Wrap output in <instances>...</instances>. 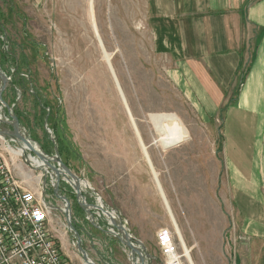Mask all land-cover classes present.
<instances>
[{"label": "rangeland", "instance_id": "1", "mask_svg": "<svg viewBox=\"0 0 264 264\" xmlns=\"http://www.w3.org/2000/svg\"><path fill=\"white\" fill-rule=\"evenodd\" d=\"M148 8V0H0V71L10 82L8 74L15 80L2 98L26 139L48 157L57 153L72 174L100 194L127 232L122 221L127 209L146 218L142 246L149 258L143 255L144 264H163L149 225L158 220V211L159 230L172 232L182 264H231L232 246L226 245V259L215 246L207 253L196 226L198 216H188L193 246L185 245L181 226L170 217V206L211 213L218 208V186L210 178L211 164L201 160L206 147L213 148L201 135L197 109L172 80L171 63L154 53ZM0 114L12 122L1 104ZM0 130L12 128L0 123ZM213 137L215 149L221 135ZM7 139L12 149L20 147L17 140ZM29 154L34 156L27 152L25 159ZM11 155L5 160L17 175L51 181L50 174ZM59 184L70 203L72 224L82 235L83 225L88 227L83 211L62 178ZM198 190L205 197L193 199ZM59 219L50 221L51 233L72 264H84L63 216ZM82 240L94 264H138L137 255L132 260L127 250L120 261L112 257L113 249L107 256L104 247Z\"/></svg>", "mask_w": 264, "mask_h": 264}, {"label": "crops", "instance_id": "2", "mask_svg": "<svg viewBox=\"0 0 264 264\" xmlns=\"http://www.w3.org/2000/svg\"><path fill=\"white\" fill-rule=\"evenodd\" d=\"M148 6L154 53L171 63L172 80L197 109L201 135L213 148L207 146L201 160L211 164L210 178L218 186V208L211 213L170 206V217L181 226L185 245H194L187 225L192 214L198 216L207 253L215 246L226 259L227 245L233 247L234 264H264V0H148ZM218 133L221 141L214 149ZM198 191L193 199L205 197ZM156 214V223L149 224L155 234L161 221L160 211ZM122 221L145 246L146 218L127 209ZM86 224L81 236L89 245L104 247L107 256L113 249L116 260L127 255L118 240ZM99 225L106 228L104 221ZM230 227L233 238L228 240ZM93 257L103 260L96 253Z\"/></svg>", "mask_w": 264, "mask_h": 264}, {"label": "built area", "instance_id": "3", "mask_svg": "<svg viewBox=\"0 0 264 264\" xmlns=\"http://www.w3.org/2000/svg\"><path fill=\"white\" fill-rule=\"evenodd\" d=\"M6 155L11 154L4 144L0 145V264H72L63 254L49 226L52 219L63 216V226L74 236L67 227V219L72 223L73 218L70 203L62 196L59 184L61 178L72 189L71 193L84 213L85 222L109 237L115 238L118 234L111 221L113 219L118 222L117 215L105 206L100 194L88 183V186L79 184L83 198L77 199L74 181L61 170L59 181L53 173L55 177L50 175L51 181L37 176L33 182L17 175L15 168L7 164ZM46 191L53 192V195H47ZM101 221L105 222L106 228L99 225ZM92 243L95 245V242ZM156 244L163 264H182V256L178 253L172 232L160 229L156 233ZM73 245L77 249L76 239Z\"/></svg>", "mask_w": 264, "mask_h": 264}, {"label": "water", "instance_id": "4", "mask_svg": "<svg viewBox=\"0 0 264 264\" xmlns=\"http://www.w3.org/2000/svg\"><path fill=\"white\" fill-rule=\"evenodd\" d=\"M10 83V80L0 71V104L5 107L7 110L9 117L11 118L12 122L9 124L12 128L11 131L8 130H0V136H3L5 138H9L11 140H17L19 142H22L23 144L27 145L29 148H31L30 143L28 142V139L24 138L20 134V125L18 123V120L15 118V116L11 115L10 108L4 103L2 94L6 90ZM26 137V136H25ZM34 154V152H33ZM48 156H40L39 158L44 159L46 162L47 167L54 172L57 181H59V175H60V170L67 175V177L71 178L74 183V189L76 192V198L81 199L83 198L80 190V185H79V179L76 177L74 174L71 173V171L61 162L59 157L57 156V153H55V156L52 158V160L46 158ZM53 162L56 164V166L51 165L50 163ZM55 191H57L55 189ZM63 200H66L63 198ZM113 227L117 230L118 234H116L115 238L121 242L122 245L125 246V248L130 252V255L132 257V260L135 255L138 257V264H144V256L149 258L144 252L145 249L142 246V244L135 240L132 236L128 234V232L124 229L122 226L121 222L118 221L116 222L115 220H111ZM67 227L74 233V238L77 241V251L78 253L81 254L82 260L85 262L88 261V256L84 250V248L81 246V240H80V235L76 231L75 227L73 224L67 219ZM91 264H94L93 262Z\"/></svg>", "mask_w": 264, "mask_h": 264}, {"label": "bare ground", "instance_id": "5", "mask_svg": "<svg viewBox=\"0 0 264 264\" xmlns=\"http://www.w3.org/2000/svg\"><path fill=\"white\" fill-rule=\"evenodd\" d=\"M0 123L1 124H7V125L11 124V122L7 121L6 118L4 116H2L1 114H0ZM22 129H20V134H21L22 137L26 138L25 137L26 133ZM0 139L3 140L4 146L10 152V154H12V156H14V157H23V158H25L27 152H31L32 154L34 152V154H33L34 156L29 154L28 158L25 159L26 163L29 166L33 167V168L42 169L45 173L50 174L53 178L55 177L54 174H53L54 172H52L47 167L46 162L44 161V159L39 158L40 156H46V155H44V153L41 152V150L39 149V147L36 144H34L32 141H30L31 139L28 140V142L31 145V148H29L27 145L23 144L22 142L17 141L19 143V145H20V147L17 150H14V149L11 148V146L9 144L10 141L7 138H5L3 136H0ZM46 158L52 160L53 157H46ZM79 184H82L81 186H85V185L88 186V184L84 183L83 181H79ZM113 216H114V218H116L115 214H113ZM91 263H92L91 259L88 258V261L85 262L84 264H91Z\"/></svg>", "mask_w": 264, "mask_h": 264}, {"label": "trees", "instance_id": "6", "mask_svg": "<svg viewBox=\"0 0 264 264\" xmlns=\"http://www.w3.org/2000/svg\"><path fill=\"white\" fill-rule=\"evenodd\" d=\"M8 77L11 78V82L9 83L8 87L9 88H12L15 85V80H14V78H13L12 75L9 76V74H8ZM8 87H7V89L5 91H7L9 89ZM15 112H16V116H19V113L17 111H15Z\"/></svg>", "mask_w": 264, "mask_h": 264}]
</instances>
